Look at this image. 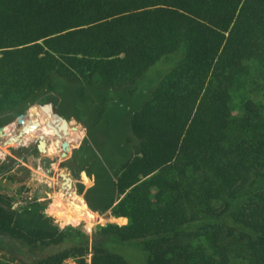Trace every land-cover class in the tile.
<instances>
[{
    "label": "trees",
    "instance_id": "trees-1",
    "mask_svg": "<svg viewBox=\"0 0 264 264\" xmlns=\"http://www.w3.org/2000/svg\"><path fill=\"white\" fill-rule=\"evenodd\" d=\"M166 58L129 116L134 150L112 155L87 90L105 105ZM253 60L264 61V0H0V124L60 97L86 127L71 159L91 180L88 205L126 219L61 227L40 194L22 200L0 181V264H264V121L247 100L251 136L233 137L230 109ZM8 160L0 176L22 190L31 171Z\"/></svg>",
    "mask_w": 264,
    "mask_h": 264
},
{
    "label": "rangeland",
    "instance_id": "rangeland-1",
    "mask_svg": "<svg viewBox=\"0 0 264 264\" xmlns=\"http://www.w3.org/2000/svg\"><path fill=\"white\" fill-rule=\"evenodd\" d=\"M169 59L170 58H166V60L160 62L159 65L150 68L143 78L137 81L135 85H132V88L125 86L123 88L113 90L110 94H108V102L111 104L108 111H106L108 102L105 100L107 103L105 105L103 104L104 101L102 92L95 91V89L87 90L89 105H99L102 109H104V113L106 114L103 116L102 121L106 126H108L105 128H109V125H111L104 150H111L112 155L114 152L119 150L125 153L129 150V147L125 145L124 142L130 145V151L134 150L136 138L132 135L129 129V116L132 111L141 106L151 87L164 75L167 70V63L169 62ZM96 93H99V95L97 96ZM51 96L52 98L51 100H48V102L52 103L55 111L61 113L63 116L68 118L69 121L71 120L69 123L70 125L77 127V133L80 134V138L78 140L75 139L71 141L72 144H69L70 148L66 151L64 156L61 155V148L59 151H56L52 146L51 148L54 150L48 148L51 140L53 143L52 134L50 133L48 126H42V128L36 130H29L27 134L28 138L21 140V143L14 137L16 135L15 131H18L20 128L15 116L11 122H8L11 124H4V128H7L8 130L11 129V131H14L15 134H11V139L6 143H4L3 140L9 138V136L6 137L0 135V167L2 164L9 165L11 163L8 160V157L11 156L17 159L20 164H23L30 169L31 179L25 182L22 190H19V184L12 183V181L7 178L8 172H5L2 176H0V181L5 183L6 188L12 189L16 192V198L22 200L29 199L35 194H40L41 196L39 199L44 203L45 214L51 215L61 227L67 224H78L81 225L86 232L91 233L98 224H106L108 222L122 224L125 222V218L113 215L110 210L99 212L88 205L84 196V190L91 184V180L84 176V170H78L75 167L71 159L73 150H76L80 146L83 137L85 136L86 127L75 116H67L65 114L67 113L66 111L64 113V110H66L64 108H67L68 106L64 104V107L60 97L55 94H51ZM247 100H251L257 106H260V112L264 121V61L253 60L246 62V71L239 76L231 89L230 109L233 119L235 120V124L232 127L233 137L248 138L251 136L248 131L243 130L244 128L240 122V115L244 111V103ZM100 102L102 103L101 105L99 104ZM36 104L38 103H33L30 106H34ZM29 107L24 112H26ZM31 111V115L26 114V116H24V122L26 124H29L36 117H39L43 125L46 119H50L46 112L42 111L39 107H33ZM77 111L80 113L82 112L79 108ZM1 125L3 124H0V126ZM44 129V134H47L46 150L38 151L35 148V141L38 137L39 131ZM53 136L56 137L54 133ZM66 137L67 135L62 137L60 140L67 139ZM81 150H85V148ZM60 171L67 172L72 177L73 186L70 189L72 193L71 196L82 200L86 207L88 206L94 210V219L86 218V214V216H83V214L68 204L66 201V195L62 192V187L60 186ZM18 174L21 176L24 173L23 171H19ZM79 184H81L82 190H78ZM89 259V254H87L85 260L88 262ZM244 261L245 264H249L246 260ZM64 262L65 264H80V262L73 257L65 259ZM233 264L240 263L238 260H234Z\"/></svg>",
    "mask_w": 264,
    "mask_h": 264
},
{
    "label": "water",
    "instance_id": "water-1",
    "mask_svg": "<svg viewBox=\"0 0 264 264\" xmlns=\"http://www.w3.org/2000/svg\"><path fill=\"white\" fill-rule=\"evenodd\" d=\"M33 107H39L42 111L46 112V114L50 117V119H46L43 123L39 119V117H36L33 119L29 124H26L24 122V116L26 114H32L31 109ZM38 112V110H37ZM16 121L20 125V128L17 132V134L14 136L16 139L19 140V142H22V136L19 137L21 134L24 132H27L31 129H39L42 128V126H48L51 127L54 134L56 135V142L58 139L66 136L68 134V123L69 119L60 114L59 112H56L53 110V106L51 102H42L38 103L34 106H30L29 109L26 112H20L16 115ZM11 122V121H10ZM73 128H76V126H72ZM0 134L4 135L5 130H4V124L0 126ZM12 136H9V138L4 139L3 142L6 143L8 140L11 139ZM37 148L38 151H45L46 150V134L43 132H40L37 137ZM60 148L62 149L61 155L64 156L66 154V151L69 150V141L67 139L60 140ZM59 176L61 178V186L64 188V194L66 196H71L72 193L70 189L73 186V180L72 177L64 171L59 172ZM73 207L75 208H80L82 211L87 215V216H94V210H92L90 207L82 208V205L80 202H74L72 203Z\"/></svg>",
    "mask_w": 264,
    "mask_h": 264
},
{
    "label": "bare ground",
    "instance_id": "bare-ground-1",
    "mask_svg": "<svg viewBox=\"0 0 264 264\" xmlns=\"http://www.w3.org/2000/svg\"><path fill=\"white\" fill-rule=\"evenodd\" d=\"M71 121V120H70ZM69 121V122H70ZM77 122V121H76ZM80 125V124H79ZM49 129H50V133L52 134V138H53V143H52V140H51V143L49 144V146H48V148H51V146L56 150V151H59L60 150V140L58 139V141L56 142V137H54L53 136V130H52V128L51 127H49ZM4 130H5V134L4 135H1V136H6V137H8V136H12L11 134H17V132L18 131H15V133H14V131H11V129H7V128H4ZM68 134H67V139H68V141H69V144H72L71 143V141H73V140H78L79 138H80V134H78L77 132H78V130H77V127L76 128H73L72 127V125H70V123H68ZM8 131H9V133H8ZM40 132H43V133H45V129L44 130H40L39 131V133ZM46 133H47V131H46ZM27 134H28V131L27 132H24L23 134H21L19 137H21L22 136V140H24V139H26V138H28L27 137ZM77 134V135H76ZM46 136H47V134H46ZM61 139V138H60ZM18 140V139H17ZM19 143V142H18ZM77 144V143H76ZM53 148H51V149H53ZM53 149V150H54ZM55 152V151H54ZM42 170V169H41ZM43 172V171H42ZM40 174V173H39ZM44 174V173H43ZM60 186H61V184H60ZM62 187V186H61ZM60 187V188H61ZM62 192L64 193V188L62 187ZM66 201L68 202V204L69 205H71L72 207H73V205H72V203H74V202H80L81 203V205H82V208H86V205H85V203L82 201V200H80V199H78V198H76V197H70V196H66ZM74 208V207H73ZM75 209L77 210V211H79L81 214H83V216H86L85 215V213L82 211V209H80V208H76L75 207ZM86 218H90V219H94L95 218V212H94V216H86Z\"/></svg>",
    "mask_w": 264,
    "mask_h": 264
},
{
    "label": "flooded vegetation",
    "instance_id": "flooded-vegetation-1",
    "mask_svg": "<svg viewBox=\"0 0 264 264\" xmlns=\"http://www.w3.org/2000/svg\"><path fill=\"white\" fill-rule=\"evenodd\" d=\"M53 110H54V108H53ZM55 111V110H54ZM57 112V111H56ZM61 114V113H60ZM84 138V137H83ZM22 143V142H21ZM35 148H36V150H38V148H37V138H36V141H35Z\"/></svg>",
    "mask_w": 264,
    "mask_h": 264
},
{
    "label": "crops",
    "instance_id": "crops-1",
    "mask_svg": "<svg viewBox=\"0 0 264 264\" xmlns=\"http://www.w3.org/2000/svg\"><path fill=\"white\" fill-rule=\"evenodd\" d=\"M8 124H11V123H8Z\"/></svg>",
    "mask_w": 264,
    "mask_h": 264
}]
</instances>
